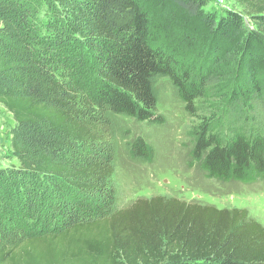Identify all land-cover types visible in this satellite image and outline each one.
Returning a JSON list of instances; mask_svg holds the SVG:
<instances>
[{
    "label": "trees",
    "instance_id": "16d2710c",
    "mask_svg": "<svg viewBox=\"0 0 264 264\" xmlns=\"http://www.w3.org/2000/svg\"><path fill=\"white\" fill-rule=\"evenodd\" d=\"M226 1L243 14L213 0H0V105L20 162L0 167V264H264V226L245 209L157 196L105 216L111 201L79 194L113 174L81 153L106 139L98 115L161 123L160 79L198 117L191 156L208 178L264 183V0Z\"/></svg>",
    "mask_w": 264,
    "mask_h": 264
},
{
    "label": "rangeland",
    "instance_id": "374dc122",
    "mask_svg": "<svg viewBox=\"0 0 264 264\" xmlns=\"http://www.w3.org/2000/svg\"><path fill=\"white\" fill-rule=\"evenodd\" d=\"M151 1L153 8L159 6L157 0ZM217 4L213 0L205 9H215L220 14L223 8H227L243 14V9L234 1L223 0V7ZM155 87L158 94L155 116L162 118L161 123H141L124 116L98 115L99 128L106 139L81 153L90 151L97 159L108 162L113 174L106 186L81 192V198L105 204L111 201L102 211L103 215L109 216L130 207L137 200L162 196L218 209H245L251 220L264 226V183L241 184L208 178L199 162L191 156L198 117L186 113L177 91L168 80H158ZM198 115L200 117V113ZM14 128L11 114L0 105V167L7 170L20 167L11 148ZM139 143L147 150V157L134 154V147ZM63 192L66 194L67 190ZM55 209L56 216L60 217L62 213L59 211L58 214ZM42 221L38 219V226L34 225L36 231ZM47 226L45 224V228Z\"/></svg>",
    "mask_w": 264,
    "mask_h": 264
},
{
    "label": "built area",
    "instance_id": "2783aa9c",
    "mask_svg": "<svg viewBox=\"0 0 264 264\" xmlns=\"http://www.w3.org/2000/svg\"><path fill=\"white\" fill-rule=\"evenodd\" d=\"M216 3H218L217 5L220 7H223V0H215Z\"/></svg>",
    "mask_w": 264,
    "mask_h": 264
}]
</instances>
